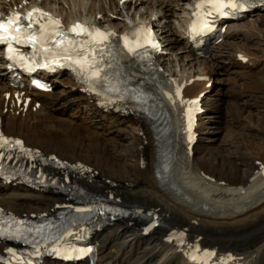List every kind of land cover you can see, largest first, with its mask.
Returning a JSON list of instances; mask_svg holds the SVG:
<instances>
[{"label": "bare ground", "instance_id": "obj_1", "mask_svg": "<svg viewBox=\"0 0 264 264\" xmlns=\"http://www.w3.org/2000/svg\"><path fill=\"white\" fill-rule=\"evenodd\" d=\"M90 1L88 11L92 13L91 17L102 15L97 24L115 31L130 26L120 25L109 18L118 8L113 0H109V10L104 3L99 5L97 0ZM177 2L183 4L181 13L185 14L179 23L183 28L181 33L171 24L172 19L180 15L172 0H159L140 5V8L131 5L129 8H135L137 12L145 10L147 17L141 16L145 21L160 14L159 24L165 22L160 28L165 51L186 52L185 26L194 0ZM74 3L82 7L80 0ZM43 6L65 22L81 21L80 17L67 12L65 7H71L68 0H50V4L45 2ZM242 28L237 23L230 24L225 38H238L244 32ZM246 32H249L248 38L258 39L264 31ZM230 45L232 42H224L208 52L213 59L211 63L217 68L243 76L263 66L264 62L253 58L250 51L240 52V58L230 55L225 47ZM187 53L184 57L192 56ZM239 59H246L247 64ZM126 72L129 79L140 87L148 88L149 96L160 106L158 118L104 114L94 101L75 89L73 79L67 75L54 79V86L61 87L56 95L34 94L35 100L41 104L37 110L32 109V103L25 108L17 107L14 97L7 102L1 97L4 74L0 66V132L23 139L26 146L38 149L44 156L56 155L70 164H83L95 174L82 181L88 190L117 194L124 203L151 211V216H157L164 224L165 228L146 234V223L129 225L126 221H117L96 233V264H169L177 254L179 264H190L183 255L196 244L215 250L221 260L234 256L235 260L227 264H264V157L254 161H247L242 156L236 159L223 149L194 148L191 153L186 149L180 126L185 99H192L202 92L208 93L205 107H212L216 114L221 111L218 101H209L214 90L206 88L217 73L216 69L205 66L201 75L207 78L205 82L195 80L197 77L190 74L167 70L158 60L149 70L133 74L126 63ZM181 84H184L181 100L169 97L164 91L166 86L174 89ZM230 145H236V139ZM243 163L248 172L246 177L237 179L236 172ZM227 169H230L228 180L215 176L220 172L226 177ZM58 204L57 195H44L0 183V205L10 212L44 213L54 210ZM149 211L145 210V213ZM168 228L186 229L187 240L182 249L168 241ZM148 246H151L148 252H141ZM3 249L0 246V253ZM161 252L164 253L162 257Z\"/></svg>", "mask_w": 264, "mask_h": 264}, {"label": "rangeland", "instance_id": "obj_2", "mask_svg": "<svg viewBox=\"0 0 264 264\" xmlns=\"http://www.w3.org/2000/svg\"><path fill=\"white\" fill-rule=\"evenodd\" d=\"M172 3H174L177 12L180 13V15L172 19L173 21L171 22V24L172 27L178 33H181L183 32V28H180L179 23L182 22V20L184 19L183 17H185V14L181 13V8L183 9V4L178 3L177 0H172ZM80 5L82 6V4ZM73 6L75 9L78 8L79 11L82 8H85L83 6L79 8L80 6H76L75 3H73ZM133 10L135 12L133 13L132 11V13L136 15V13H138L137 10L135 8ZM127 11H131V9ZM137 15L135 16L136 18L139 16ZM260 15L263 16L260 17ZM119 16H121V14H119ZM145 16L147 17V14ZM139 18H141V16ZM115 23L125 25L120 23L119 21H115ZM162 23V26H164L165 22L163 21ZM237 24H239L241 27L243 26L242 30L244 32L243 34H241V36L234 40H224V42L226 43L232 42V45L228 47L225 46L226 51H228V53H231L230 55H236L238 56L237 58H240L242 56V53L240 52L247 50L252 52L254 56L253 58H255L256 60L261 59V61L264 62V13L258 14L253 18L245 19L243 20V22ZM157 25H159V23H157ZM162 26H160V28ZM256 26L258 28H256ZM256 29L262 30L263 34H260V37L256 35L259 37L258 39L256 37L248 38L249 32L246 31L252 32L256 31ZM224 42L222 44H224ZM168 51L172 53L168 54L167 56H164L160 61L163 64L164 68L167 70H171L172 72L175 71L178 73L190 74L196 77L204 73L203 71L205 69V66H211V68L216 69L217 71V73L213 76L212 79L214 80L215 86L213 88L214 92L210 97L211 99L209 98V101H218V104H220L221 106V111L216 114L215 112H212V107H210V109H207L210 114H208L206 118H203L201 120V123L199 125L200 141L196 145V149H206L214 151L218 149H223L225 153L229 155H234L236 159L237 157L242 156L247 161L263 159L264 64L261 68L254 70L250 74L239 76L235 73H231L228 69L217 68L215 64L211 63L213 59L208 54V59L193 58L191 56L190 58H186L184 57L186 54L184 55V53H178L179 51H177L176 49ZM239 55L241 56L239 57ZM60 90L61 87L57 86V88L55 89V93H59ZM234 108H237L238 111H234ZM235 139L236 145L231 146V142H233ZM124 144L127 146L129 145L127 142H124ZM246 172H248V168L246 167L245 163L239 164L238 170L236 172V178L240 179L246 177ZM229 173L230 169H227L226 177L221 175L220 172L216 173L215 176L223 180H228L230 177ZM247 178L249 179V177ZM230 180L234 182V180ZM58 198L60 199V197ZM59 201L60 203L64 202V200ZM145 210L149 211L147 209ZM150 248L151 246H148L141 252H148ZM163 255L164 253H160L161 257ZM174 259L175 261L172 260L170 264H179V259Z\"/></svg>", "mask_w": 264, "mask_h": 264}, {"label": "snow or ice", "instance_id": "obj_3", "mask_svg": "<svg viewBox=\"0 0 264 264\" xmlns=\"http://www.w3.org/2000/svg\"><path fill=\"white\" fill-rule=\"evenodd\" d=\"M229 3L232 7L236 6L235 0H229ZM204 4H211L218 9L224 6L223 0H201V4L198 7ZM36 14H39V17ZM43 18H47L46 23L39 22ZM24 20L28 21L27 25L22 23ZM70 31L76 37L86 35L89 39L78 40L70 38L67 33L61 30L58 20L53 19L41 9L36 8L23 16L16 13L10 16L7 21L0 20V43L7 44L8 52L10 53L9 59H13L16 52L13 43L30 44L36 49V55L52 53L54 50L59 49L56 55L53 56L52 63L58 62L57 58L59 57L77 65L81 72L88 74L90 78H99L102 69L98 67L99 61L95 59L94 54L96 48L106 41L110 34L100 32L99 29L92 32L80 24L74 25ZM125 40L127 41V37H125ZM47 45H52V47H48ZM152 46L157 47L155 44H152ZM129 51H134V49L129 47ZM90 57L92 58L90 59ZM19 59L24 60L25 57L21 56ZM40 66L47 67L48 65L44 64ZM8 143V140L0 137V148H3ZM15 143L19 145L21 141L17 140Z\"/></svg>", "mask_w": 264, "mask_h": 264}]
</instances>
